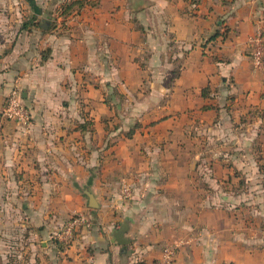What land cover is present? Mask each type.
<instances>
[{
	"label": "crops",
	"instance_id": "1",
	"mask_svg": "<svg viewBox=\"0 0 264 264\" xmlns=\"http://www.w3.org/2000/svg\"><path fill=\"white\" fill-rule=\"evenodd\" d=\"M69 1L0 0L2 218L55 250L40 264H157L167 244L174 264H264L186 153L198 118L264 113V0H86L61 16ZM13 90L27 123L3 114ZM77 213L92 225L65 245L54 232Z\"/></svg>",
	"mask_w": 264,
	"mask_h": 264
},
{
	"label": "rangeland",
	"instance_id": "2",
	"mask_svg": "<svg viewBox=\"0 0 264 264\" xmlns=\"http://www.w3.org/2000/svg\"><path fill=\"white\" fill-rule=\"evenodd\" d=\"M263 58L261 51L260 65ZM212 120L206 124L198 118L188 126L186 153L194 162L189 170L196 188L213 205L228 208L234 226L241 224L246 234L264 241V113L252 107L225 121ZM1 211L0 206V264H40L35 254L55 253L39 238L18 230L21 219L16 212L6 223Z\"/></svg>",
	"mask_w": 264,
	"mask_h": 264
},
{
	"label": "built area",
	"instance_id": "3",
	"mask_svg": "<svg viewBox=\"0 0 264 264\" xmlns=\"http://www.w3.org/2000/svg\"><path fill=\"white\" fill-rule=\"evenodd\" d=\"M256 38L255 40H257ZM254 63L260 65L261 51L254 52ZM3 114L8 119L27 123L30 119L28 108L24 105L20 94L13 90L9 95L6 104L3 107ZM92 225V219L85 213L71 215L61 227L54 232V237L69 245L74 242L77 234L83 228H89ZM177 244H167L164 246L162 256L157 264H174Z\"/></svg>",
	"mask_w": 264,
	"mask_h": 264
},
{
	"label": "trees",
	"instance_id": "4",
	"mask_svg": "<svg viewBox=\"0 0 264 264\" xmlns=\"http://www.w3.org/2000/svg\"><path fill=\"white\" fill-rule=\"evenodd\" d=\"M192 2H193V0H192ZM87 3H90V2H88V1L86 2V0H70L67 3L60 5L58 9L60 11L61 16L67 17V16L71 15L75 10H79L82 7H84V5H86ZM217 34H219V33H217ZM261 37L264 38V31L262 32ZM174 73H175L174 75L177 76L179 73V70L176 69ZM206 90H207V87L203 88V90H202L203 95L206 94ZM211 107L218 108L217 106H211ZM204 108H208V106H204ZM83 127L85 128L86 126L82 124V128Z\"/></svg>",
	"mask_w": 264,
	"mask_h": 264
},
{
	"label": "water",
	"instance_id": "5",
	"mask_svg": "<svg viewBox=\"0 0 264 264\" xmlns=\"http://www.w3.org/2000/svg\"><path fill=\"white\" fill-rule=\"evenodd\" d=\"M89 196V200H90V206L94 207L95 204L92 203V201L94 200V198L91 195ZM125 228L121 227L118 231L117 234L115 235L116 240L118 241L119 244H126L128 242V240L124 237V233H125Z\"/></svg>",
	"mask_w": 264,
	"mask_h": 264
}]
</instances>
